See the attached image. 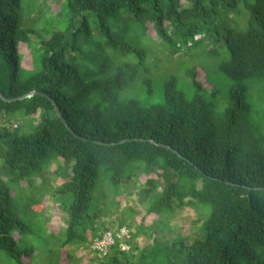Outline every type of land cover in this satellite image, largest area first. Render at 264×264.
Instances as JSON below:
<instances>
[{"label":"trees","instance_id":"16d2710c","mask_svg":"<svg viewBox=\"0 0 264 264\" xmlns=\"http://www.w3.org/2000/svg\"><path fill=\"white\" fill-rule=\"evenodd\" d=\"M36 1L0 0V91L9 98L42 92L11 102L0 98V120L21 114L36 122L24 135L19 124L10 129L0 123V251L18 264L36 253L13 236L28 227L14 215L5 178H40L46 185L49 167L62 163L55 172L66 176L53 193L67 213L63 249L109 229L89 227L100 166L119 185L126 166L138 163L146 171L147 191H154L150 197L159 193L149 214H166L168 222L192 199L211 206L203 235L174 239L168 252L175 257L163 264H264V124L250 118L244 83L264 78V0H188L185 8L181 0H63L65 26L39 41L32 38L36 29L26 25ZM239 4L248 10L247 27L227 29L229 56L219 63L235 82L226 107L214 114L201 97L176 95L173 82L162 103H144L136 95L121 100L148 58L131 36L132 25L145 32L151 21L164 35L168 26L177 48L191 47L213 19ZM109 252L99 264H131L128 252ZM56 258L50 263L60 264Z\"/></svg>","mask_w":264,"mask_h":264},{"label":"rangeland","instance_id":"374dc122","mask_svg":"<svg viewBox=\"0 0 264 264\" xmlns=\"http://www.w3.org/2000/svg\"><path fill=\"white\" fill-rule=\"evenodd\" d=\"M181 2L183 8L191 6L188 0ZM62 3L63 0L36 1V5L26 15V25L36 29L32 35L34 40L39 41L55 30L63 29L67 19L65 12H62ZM227 9V13L213 19L210 30L205 31L202 38L191 47L184 45L177 48L179 40L168 26L164 35L154 28L151 21L146 23V33L132 25L131 36L148 51V58L133 89L122 93L121 100L136 95L144 103H162L168 84L173 82L172 91L176 95L183 94L187 100L201 97L214 114L226 107L230 102L231 87L235 83L219 67L220 61L229 56L227 29L239 24H242L240 28L246 29L249 17L243 4ZM92 24L98 33L96 23ZM46 30L51 31L49 33ZM27 54L30 58V52ZM244 83L248 88L245 100L251 106L250 118L264 124V78L254 77ZM0 123L10 129L19 124V135L31 132L36 125L35 118H25L21 114L11 116L10 121L0 120ZM60 165L62 163H53L49 167L46 185L40 178H32L27 182L5 178L9 179L7 185L14 198V215L28 227L27 232L16 230L13 236L22 248H36L35 257L32 260L26 258L24 264H51L56 254V262L60 264L107 262L105 256L110 252L106 255L95 253L90 247L91 237L86 244L72 243L63 249L59 248L60 241L66 236L64 229L67 226V213L60 206L61 197L53 193L66 176L60 177L55 172ZM141 165L128 164L123 172L125 181L119 185L111 182V170L105 165L100 166L89 210L92 220L88 218L93 224L90 222L89 227L94 225L118 229L119 226H125L131 231L132 248L127 253L131 264H163L164 260L175 257V252H168L173 249L174 239L181 236L193 240L203 235L202 222L211 206L192 199L191 204L187 202L178 207L168 222L166 214H149L148 207L159 193L155 192L153 198L150 197L154 191H147L144 185L146 171ZM161 189L162 186L158 190ZM96 213L99 217L94 220ZM0 264L18 262L0 251Z\"/></svg>","mask_w":264,"mask_h":264},{"label":"built area","instance_id":"2783aa9c","mask_svg":"<svg viewBox=\"0 0 264 264\" xmlns=\"http://www.w3.org/2000/svg\"><path fill=\"white\" fill-rule=\"evenodd\" d=\"M130 238L131 231L125 226L118 227V229H106L91 237L90 247L99 255L108 254L114 247L128 252L132 248Z\"/></svg>","mask_w":264,"mask_h":264},{"label":"water","instance_id":"95a60500","mask_svg":"<svg viewBox=\"0 0 264 264\" xmlns=\"http://www.w3.org/2000/svg\"><path fill=\"white\" fill-rule=\"evenodd\" d=\"M37 94H42V92L37 91V90H34V91H32V92L26 93V94L21 95V96H18V97L9 98V97H7L6 95H4V94L0 91V98H2V99L5 100V101H9V102H11V101H16V100H23V99H25V98H29V97L35 96V95H37ZM55 106H56V111H57L58 116L61 118V120L63 121V123H64V124H65V125L71 130V128L69 127V125H68V123H67V121H66V119L64 118L63 113L60 111L59 106H57L56 104H55Z\"/></svg>","mask_w":264,"mask_h":264}]
</instances>
